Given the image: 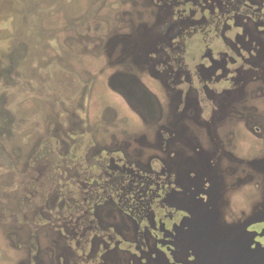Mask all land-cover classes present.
Returning a JSON list of instances; mask_svg holds the SVG:
<instances>
[{
	"label": "rangeland",
	"instance_id": "1",
	"mask_svg": "<svg viewBox=\"0 0 264 264\" xmlns=\"http://www.w3.org/2000/svg\"><path fill=\"white\" fill-rule=\"evenodd\" d=\"M256 221L264 0H0V264H247Z\"/></svg>",
	"mask_w": 264,
	"mask_h": 264
},
{
	"label": "flooded vegetation",
	"instance_id": "2",
	"mask_svg": "<svg viewBox=\"0 0 264 264\" xmlns=\"http://www.w3.org/2000/svg\"><path fill=\"white\" fill-rule=\"evenodd\" d=\"M260 221H262V220H260ZM260 221H256V222H253V223H251L252 225L254 224V223H256V224H258L259 225V230H260V228L261 227H263L264 226V224L262 223V222H260ZM256 224H254V225H256ZM251 225V226H252ZM251 226H249V227H251ZM261 226V227H260ZM247 230H246V229ZM251 228H253V229H251L250 231H249V229H248V227H247V225L246 226H244L243 228H242V230L243 231H241V232H238L237 231V233L234 235V239H235V237L236 236H239V240L241 239V247L244 249V250H241L240 248V253L239 252H237L238 251V249H237V246H235V245H233V244H228V245H231V247L229 246V248H227L228 246H225V248H227L228 249V251L227 252H225V254L227 255V256H224L223 258L225 259V262L226 263H229V262H231V261H233L234 259H238V258H241L242 259V253H245L246 251H248V248L247 247H245L244 248V245H246V242L247 241H249L250 239H253V236H256L255 234H253L252 232H254V233H260V237H264V227L259 231V230H254L255 228H254V226H252ZM251 235V236H250ZM236 238H238V237H236ZM233 246V247H232ZM221 248V247H220ZM251 248V247H250ZM231 249V250H230ZM233 249V250H232ZM216 250H217V248H216ZM235 250V252H233ZM244 251V252H243ZM234 254H235V256H234ZM223 258H219V260H220V262L221 261H223ZM242 261H243V259H242ZM241 261V264H244V262H242ZM247 264H264V249H262L261 250V258L259 259L258 257H257V259H254V258H251V260L247 263Z\"/></svg>",
	"mask_w": 264,
	"mask_h": 264
}]
</instances>
